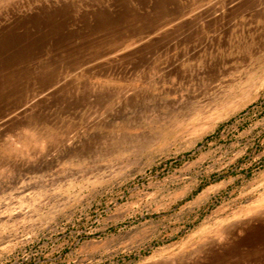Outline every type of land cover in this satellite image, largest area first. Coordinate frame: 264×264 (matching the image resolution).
I'll use <instances>...</instances> for the list:
<instances>
[{"label": "rangeland", "instance_id": "1", "mask_svg": "<svg viewBox=\"0 0 264 264\" xmlns=\"http://www.w3.org/2000/svg\"><path fill=\"white\" fill-rule=\"evenodd\" d=\"M0 33V264H209L264 228V0H0Z\"/></svg>", "mask_w": 264, "mask_h": 264}, {"label": "bare ground", "instance_id": "2", "mask_svg": "<svg viewBox=\"0 0 264 264\" xmlns=\"http://www.w3.org/2000/svg\"><path fill=\"white\" fill-rule=\"evenodd\" d=\"M154 1V0H153ZM165 1H167V0H159V2L160 3H163V2H165ZM169 1V0H168ZM157 6V5H156ZM163 6V5H162ZM161 7V6H160ZM64 8V7H63ZM158 8V7H157ZM161 10V9H160ZM207 12V11H206ZM89 14V13H88ZM128 14V13H127ZM153 14V13H152ZM181 14V13H180ZM154 15V14H153ZM183 15L184 14H181V15H176V16H174L173 18H170V21L168 22V23H166L165 25H163V26H160L159 28L158 27H155L154 29H152V31H150V32H148V35H145V36H150L151 34L150 33H156L157 31H159L160 29H162V28H164V27H166L168 24H172V22L174 21V20H178V19H181L182 17H183ZM53 16V15H52ZM162 17V16H161ZM164 17V16H163ZM200 17H203L202 16V13L201 14H198V15H195V19H197V18H200ZM101 18V17H100ZM165 18V17H164ZM38 19V18H37ZM40 19V18H39ZM43 19V18H42ZM45 19V18H44ZM23 21V20H22ZM35 21V20H34ZM42 21V20H41ZM50 21V20H49ZM158 21V20H157ZM163 22H164V20H162ZM194 21V20H193ZM46 22V21H45ZM72 22V21H71ZM92 22V21H91ZM115 22V21H114ZM156 22V21H155ZM188 22H189V20H188ZM151 23V22H150ZM181 23V22H180ZM152 24V23H151ZM186 24V23H185ZM35 25V24H34ZM22 26V25H21ZM39 26V25H38ZM50 26V25H49ZM182 26H183V24H180V25H178L176 28H182ZM185 26V25H184ZM45 27H47V25L45 26ZM77 27V26H76ZM99 27V26H98ZM171 27V26H170ZM175 26H173V28H174ZM24 28V27H23ZM40 28V27H39ZM68 28V27H67ZM149 28V27H148ZM173 28H171V30L173 29ZM41 29V28H40ZM185 29H186V27H185ZM42 30V29H41ZM47 30V29H46ZM6 31V30H5ZM145 31V30H144ZM177 31V30H176ZM183 31V30H182ZM185 31V30H184ZM187 31V30H186ZM3 32V31H2ZM19 32V31H18ZM33 32V31H32ZM31 32V33H32ZM42 32V31H41ZM49 32V31H48ZM180 32V31H179ZM40 33V32H39ZM190 33V32H189ZM1 34V33H0ZM5 34V33H4ZM12 34V33H11ZM47 34L48 33H46V36H47ZM143 34V33H142ZM150 34V35H149ZM166 34H169L170 35V33H169V31H164L163 33L162 32H160V37H164ZM159 35V34H158ZM157 35V36H158ZM24 36H25V34H24ZM33 36V35H32ZM171 36V35H170ZM1 37V36H0ZM15 37H17V36H15ZM48 38V37H47ZM135 38V37H134ZM137 38V37H136ZM187 38V37H186ZM199 38V37H198ZM1 39V38H0ZM13 39V38H12ZM159 39V38H158ZM44 40V39H43ZM189 40H191V39H189ZM200 40V39H199ZM6 41V40H5ZM28 41V40H27ZM40 41H41V39H40ZM141 41V40H140ZM8 42H9V40H8ZM43 42V41H42ZM184 42V41H183ZM105 43V42H104ZM5 44V43H4ZM61 44V43H60ZM132 44L133 43H130L129 45H127L126 47L124 46L123 47V49L121 48H119L118 50L117 49H113V52H115V51H122V50H124L125 51V49H127V48H129V47H131L132 46ZM14 45V44H13ZM12 45V46H13ZM16 45V44H15ZM122 45V44H121ZM124 45H126V43H124ZM134 45V44H133ZM5 46V45H4ZM11 46V47H12ZM17 46V45H16ZM19 46V45H18ZM36 46H37V43H36ZM3 47V46H2ZM15 47V46H14ZM8 48V47H7ZM12 49V48H11ZM14 49V48H13ZM13 49H12V52H13ZM22 49H24V48H22ZM28 49V48H27ZM2 50V49H1ZM26 51V50H25ZM30 52V51H29ZM44 52V51H43ZM3 53V52H2ZM19 53V52H18ZM24 53V52H23ZM117 53V52H116ZM4 54V53H3ZM22 54V53H21ZM105 54V53H104ZM103 54V55H104ZM22 56V55H21ZM89 56V55H88ZM107 56V55H106ZM109 56V55H108ZM186 56V55H185ZM123 57H125V56H123ZM59 58V57H58ZM108 58V57H107ZM4 59V58H3ZM7 59V58H6ZM16 59V58H15ZM22 59V58H21ZM104 59H106L105 57H104ZM108 60V59H107ZM9 61V60H8ZM49 61V60H48ZM54 61V60H53ZM1 62V61H0ZM13 62V61H12ZM20 62V61H19ZM50 62V61H49ZM98 62V61H97ZM91 63H93V62H91ZM40 64V63H39ZM1 65H3V63L1 64ZM36 65H38V64H36ZM45 65V64H44ZM74 65V64H73ZM96 65H97V63H96ZM37 67V66H36ZM57 67V66H56ZM47 68V67H46ZM155 69H156V71L159 73V70H160V67L159 66H156V67H154ZM5 69V68H4ZM48 69V68H47ZM151 69H152V67H151ZM46 70V69H45ZM50 70V69H49ZM91 70V69H90ZM169 70V69H168ZM41 71H42V69H41ZM44 71V70H43ZM38 72V71H37ZM47 72H49V71H47ZM89 72V71H88ZM168 72V71H167ZM167 72H165V73H167ZM173 72V71H172ZM171 72V73H172ZM93 73V72H92ZM170 73V74H171ZM39 74H40V72H39ZM42 74H43V72H42ZM45 74V73H44ZM89 74V73H88ZM168 74V73H167ZM16 75V74H15ZM38 75V74H37ZM145 75V74H144ZM20 76V75H19ZM91 76H94V73H93V75H91ZM176 76V75H175ZM148 77V76H147ZM10 78V77H9ZM15 78V77H14ZM34 78H36V77H34ZM51 78V77H50ZM33 79V78H32ZM77 79V78H76ZM167 81V80H166ZM12 82V81H11ZM17 82H19V81H17ZM23 82V81H22ZM26 82H28V81H26ZM36 82H37V80H36ZM48 82V81H47ZM73 82V81H72ZM87 82V81H86ZM13 83V82H12ZM35 83V82H34ZM52 83V82H51ZM75 83H76V81H75ZM91 83V82H90ZM135 83V82H134ZM11 84V83H10ZM130 84V83H129ZM9 85V84H8ZM14 85V84H13ZM38 85V84H37ZM100 86H101V84H100ZM128 86V85H127ZM32 87V86H31ZM65 87V86H64ZM85 87V86H84ZM114 87V86H113ZM139 87V86H138ZM16 88V87H15ZM35 88V87H34ZM105 88V87H104ZM125 88V87H124ZM113 89V88H112ZM110 90V89H109ZM71 91V90H70ZM130 91V90H129ZM13 92H15V91H13ZM105 92V91H104ZM112 92V91H111ZM37 93V92H36ZM122 93V92H121ZM120 93V94H121ZM138 93H140V92H138ZM144 93V92H143ZM101 94V93H100ZM107 94V93H106ZM115 94V93H114ZM118 94V93H117ZM123 94V93H122ZM2 95H4V92L3 91H1V89H0V97L2 96ZM101 95H104V94H101ZM108 95V94H107ZM110 95V94H109ZM127 95V94H126ZM151 95V94H150ZM119 96V95H118ZM120 96H122V95H120ZM110 97V96H109ZM128 97V96H127ZM133 97V96H132ZM85 98V97H84ZM98 98H100V97H98ZM129 98V97H128ZM117 99V98H116ZM3 100V99H2ZM4 100H5V97H4ZM119 100L120 99H118L117 101H118V103H119ZM126 100V99H125ZM141 100V99H140ZM123 101V100H122ZM128 101L129 102H131L129 99H128ZM2 102V101H1ZM114 102H116V101H114ZM134 102V101H133ZM122 103V102H121ZM110 104H111V102H110ZM110 104H109V106H110ZM119 105V104H118ZM126 105V104H125ZM108 106V105H107ZM105 107V106H104ZM112 107V106H111ZM116 107H117V105H116ZM115 107V108H116ZM109 108V107H108ZM112 108H114V107H112ZM32 108H30V109H25V111H23V113L27 116L29 113H32V112H30V110H31ZM117 109V108H116ZM107 109H105V111H106ZM108 113V112H107ZM127 113V112H126ZM126 113H125V115H126ZM35 114V113H34ZM7 115V114H6ZM5 115V116H6ZM39 116V115H38ZM30 117V116H29ZM89 117V116H88ZM124 117V116H123ZM4 118V117H3ZM93 118V117H92ZM96 118V117H95ZM17 119H19L18 117H17ZM21 119V118H20ZM100 119V118H99ZM98 119V120H99ZM97 120V121H98ZM126 120V119H125ZM15 121V120H14ZM13 121V122H14ZM30 121V120H29ZM100 121V120H99ZM40 122V121H39ZM42 122V121H41ZM11 123H12V121H11ZM110 123V122H109ZM10 124V123H9ZM46 124V123H45ZM71 124V123H70ZM95 124V123H94ZM107 124V123H106ZM48 125V124H47ZM108 126V125H107ZM5 127V126H4ZM37 127V126H36ZM52 127V126H51ZM47 129V128H46ZM49 129V128H48ZM53 131V130H52ZM32 133V132H31ZM34 133V132H33ZM32 133V134H33ZM55 133H57L58 134V131L57 132H55ZM36 134V133H35ZM51 134V133H50ZM38 135H40V134H38ZM47 135V134H46ZM146 135V134H145ZM34 136V135H33ZM56 136V135H55ZM35 137H36V135H35ZM53 137V136H52ZM35 143V142H34ZM47 146V145H46ZM38 147V146H37ZM39 150V149H38ZM41 152V151H40ZM231 228V227H230ZM208 229V228H207ZM227 231V230H226ZM229 234V233H228ZM224 235V234H223ZM226 237V236H225ZM233 240L232 241H230V242H228V244L229 245H227L226 246V248L221 252V253H217V252H215V251H212V259L210 260V263L209 264H237L238 263V260H240V259H242V258H245V256H247V253H243L242 251H241V247L242 246H247L248 247V252L249 251H251V252H255L256 251V249H257V247L258 246H262L263 244H264V228L263 227H261V226H259V227H256V228H251L244 236H242L241 238H238V239H234V238H232ZM258 245V246H257ZM223 246V245H222ZM214 247V246H213ZM221 247V246H220ZM209 249H211L210 247H208ZM211 250H213V249H211ZM206 251V250H205ZM208 251H210V250H208ZM262 251V250H261ZM203 252H204V250H203ZM246 254V255H245ZM186 256V255H185ZM181 258V257H180ZM205 259H207V258H205ZM234 259V260H233ZM249 259V258H248ZM201 260H203V259H201ZM209 260V259H208ZM245 260V259H244ZM183 261V260H182ZM196 261H198V260H196ZM186 264V263H185Z\"/></svg>", "mask_w": 264, "mask_h": 264}]
</instances>
